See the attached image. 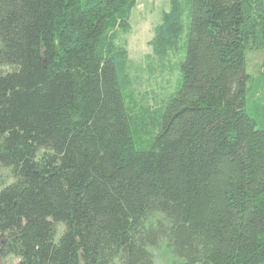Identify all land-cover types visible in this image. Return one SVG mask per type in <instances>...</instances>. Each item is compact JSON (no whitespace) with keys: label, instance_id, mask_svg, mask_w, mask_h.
Wrapping results in <instances>:
<instances>
[{"label":"trees","instance_id":"1","mask_svg":"<svg viewBox=\"0 0 264 264\" xmlns=\"http://www.w3.org/2000/svg\"><path fill=\"white\" fill-rule=\"evenodd\" d=\"M133 4L0 0V259L264 264V130L245 112L264 0H170L150 44L179 53L178 86L153 124L112 43Z\"/></svg>","mask_w":264,"mask_h":264},{"label":"rangeland","instance_id":"2","mask_svg":"<svg viewBox=\"0 0 264 264\" xmlns=\"http://www.w3.org/2000/svg\"><path fill=\"white\" fill-rule=\"evenodd\" d=\"M170 7V0H134L128 16L127 29L117 30L112 36V43L122 52L120 81L127 101L134 106V113L140 119L144 121L145 114L146 120L152 124L157 122L162 105L178 86L176 80L179 77V53H171L161 61L154 56L150 44L156 26L170 11ZM261 59H264V52L246 53L247 73L257 83L264 67L256 69L253 66L256 62L258 65ZM258 87H261V84L256 86L255 91ZM252 95L248 98L249 104H252L250 108L257 109L256 99L252 100ZM256 119L258 126L262 127L264 115H256ZM154 257L155 264L167 263V255L162 251L155 252ZM0 264H17V260L9 256L0 259Z\"/></svg>","mask_w":264,"mask_h":264},{"label":"crops","instance_id":"3","mask_svg":"<svg viewBox=\"0 0 264 264\" xmlns=\"http://www.w3.org/2000/svg\"><path fill=\"white\" fill-rule=\"evenodd\" d=\"M258 61V60H256ZM257 63V62H256ZM254 63V66L256 69H260V68H263L264 67V59H261L260 62H258V65ZM247 66H246V70H247ZM264 70H263V74L262 76L260 77L259 79V83H257L255 80H253L252 82V85H251V88L247 94V97H246V102H245V112L247 113V115L252 118L255 123H256V126L258 127V129L260 130H264V124H262V127H259L258 126V123H257V119H256V115L258 116H262L264 115ZM258 84H261V87H258L257 91H255V88ZM256 92V93H255ZM251 94H253L252 96L254 97H251L252 100L256 99V106H257V109H254V108H250L252 104H249V96H251ZM250 111H256V113H253V112H250Z\"/></svg>","mask_w":264,"mask_h":264}]
</instances>
